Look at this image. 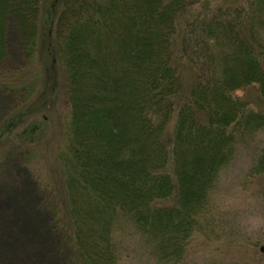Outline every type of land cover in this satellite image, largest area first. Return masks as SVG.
Here are the masks:
<instances>
[{
	"label": "trees",
	"instance_id": "obj_1",
	"mask_svg": "<svg viewBox=\"0 0 264 264\" xmlns=\"http://www.w3.org/2000/svg\"><path fill=\"white\" fill-rule=\"evenodd\" d=\"M189 4L45 3L46 42L65 51L73 129L63 181L71 264H119L118 230L148 245L158 263L182 258L208 222L221 173L264 132V111L234 94L255 85L264 100V0H205L181 26ZM41 6L0 0V62L10 25L32 52ZM20 114L2 118L0 141ZM257 151L248 173L264 176V146ZM231 229L224 239L237 241Z\"/></svg>",
	"mask_w": 264,
	"mask_h": 264
},
{
	"label": "rangeland",
	"instance_id": "obj_2",
	"mask_svg": "<svg viewBox=\"0 0 264 264\" xmlns=\"http://www.w3.org/2000/svg\"><path fill=\"white\" fill-rule=\"evenodd\" d=\"M47 1L42 0L32 52L25 55L20 32L10 25L7 57L0 62V123L6 115L8 119L21 113L0 141V264H71L74 256L69 191L63 182L70 172L68 144L73 133L65 51L60 42H46ZM198 3L205 0H191L179 25L188 22ZM256 88L250 85L234 94L264 111ZM262 146L264 132L240 148L223 170L208 222L198 226L182 258L158 263L148 245L118 230L114 239L119 264H264V176L248 173ZM229 228L237 241L224 239ZM79 254L84 255L83 250Z\"/></svg>",
	"mask_w": 264,
	"mask_h": 264
},
{
	"label": "water",
	"instance_id": "obj_3",
	"mask_svg": "<svg viewBox=\"0 0 264 264\" xmlns=\"http://www.w3.org/2000/svg\"><path fill=\"white\" fill-rule=\"evenodd\" d=\"M260 250H261V252H262V251L264 250V247H261Z\"/></svg>",
	"mask_w": 264,
	"mask_h": 264
}]
</instances>
